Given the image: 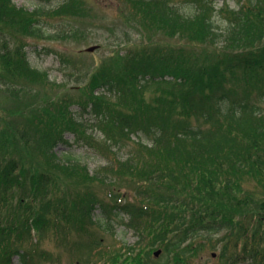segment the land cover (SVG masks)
I'll list each match as a JSON object with an SVG mask.
<instances>
[{
  "label": "trees",
  "instance_id": "16d2710c",
  "mask_svg": "<svg viewBox=\"0 0 264 264\" xmlns=\"http://www.w3.org/2000/svg\"><path fill=\"white\" fill-rule=\"evenodd\" d=\"M125 1L134 20L145 22L141 26L151 25L158 36L171 34L179 38L197 37V40L206 37L212 43L221 44L214 21L216 17L225 16L227 34L222 44L227 43L230 48L246 41L248 48L257 49L253 53L246 49L234 54L228 51V60L212 70L204 66L196 68L200 65L195 62H192L195 67L182 66L188 62L181 55L177 60L175 50L168 48L154 49L148 54L135 52L116 69L107 67L92 76L83 88V100L64 101L52 109L48 107V114H44L41 122L43 125L37 126L32 133L35 138L40 135L42 152L50 153V163L56 166L65 164L54 151L59 144H68L64 140V129L69 130L75 140L78 137V143L84 140L85 145L98 149L91 141L83 139L82 122L74 117L70 108L76 104L79 110H91L95 116L97 101L108 94L115 97L121 107L103 115L106 123H111L128 138L134 135L140 152L139 156H129L125 161L112 157L102 168L106 173L118 177L128 175L140 183L135 187L132 203L127 197L123 203L118 201V197L122 201L125 195L117 194L110 206L91 197L88 207L83 208L85 219L96 227L111 231L112 219L118 218L123 228L131 230L137 240L129 246L130 250L125 247L123 252L98 253L95 257L97 243H90L77 263L90 264L92 257L100 256V260L95 259L92 264H144L142 258L157 245L163 250L160 264H189L196 250L193 238L203 232L224 233L225 244L218 257L219 264H264V0H236V8H230L227 3L216 8L208 0H189L194 7L193 13L188 15L181 13L171 0ZM76 8L74 0H63L59 8L37 9L30 15L42 16ZM9 12L12 13L11 21ZM23 12L24 9L17 8L12 0H0V88L11 95L18 92L13 83L20 79L36 82L45 77L44 72L29 65L25 47L17 40L16 32L34 38L42 34L37 19L30 17L29 23L20 25L19 17ZM148 42L155 45V42ZM238 71L247 84H252L254 77L261 83L256 99L227 89L229 75L234 76ZM162 81L184 93L180 90L176 95L166 92L147 101L144 98L146 85ZM67 115L69 121L66 123ZM101 128L106 138L103 146L113 155L109 144L117 143L116 135L114 132L110 135L105 125ZM28 134L23 133L22 138L28 140ZM143 136L149 142L142 141ZM0 137L4 140L0 142V152L5 149L12 158L7 145L10 143L13 147V135L6 132ZM2 164L0 264H14L16 256L21 264H34L30 262L28 251L16 249V244L24 245L29 239L32 242L35 239L34 245L38 244L39 234L44 233L43 228L48 224L33 206L39 184L45 177L31 174L27 179L29 171L13 159ZM82 169L81 178L99 179L98 173L90 175L86 167ZM246 175L254 178L255 189L246 192L242 199H236L231 193L245 190L239 180ZM154 181L167 187L169 195L149 188L148 184ZM43 186L47 188L48 185ZM251 199L256 207L246 208L252 204ZM97 210L100 212L96 213ZM188 214L192 218L187 221ZM60 217L62 225L55 223L51 229L86 231L76 215ZM72 246L77 247L75 243ZM147 247L149 249L144 250Z\"/></svg>",
  "mask_w": 264,
  "mask_h": 264
},
{
  "label": "rangeland",
  "instance_id": "374dc122",
  "mask_svg": "<svg viewBox=\"0 0 264 264\" xmlns=\"http://www.w3.org/2000/svg\"><path fill=\"white\" fill-rule=\"evenodd\" d=\"M12 1L17 8L24 9L19 17L20 25L29 23L30 17L40 21L38 25L42 33L40 37H30L21 32H16V37L18 42L23 43L25 47L29 65L44 72L45 77L36 82L20 79L13 83L15 91H18L13 95L0 88V135L7 132L14 138L11 139L13 147L10 143L7 145L8 149L12 151V158L7 150H2L0 166L3 167V161L13 159L26 171H29L27 179L31 174L45 177L44 182L39 184V190L35 197L37 200L33 202V206L37 215L48 220L47 226L43 228L44 233L40 232L39 234L38 244L34 245L35 239L33 242L29 239L24 245L16 244V249L24 248L28 251L30 262L34 264H78L77 260L85 255L84 251H87V246L93 242L97 243L98 247V251L93 253L94 257L98 253L123 252L121 250L126 246L130 250L129 246L135 241V237L131 231H127L119 225L118 218L112 219L114 227L111 231L106 232L85 219L86 212L83 210L88 207L87 202L91 197L102 205L110 206L115 201H113V197L125 193L127 199L132 203L136 193L135 187L140 185L128 175L118 177L102 170L112 157L125 161L129 156L140 155L134 143L137 138L134 135L130 138L126 137L111 123H106L107 119L103 116L110 114V111L120 109L119 101L110 94L103 95L104 98L97 101L95 116H92L91 110H79L76 104L70 108L74 117L82 122L81 129L85 132L83 139L88 140L89 143L91 141L98 149L95 150L94 147L85 145L84 140L78 143V137L75 140V136L69 133V130L64 129L63 132H66L64 140L68 144H59L54 151L59 157V161L65 164L56 166L50 163V153L42 152L43 145L39 140L40 135L39 138L38 136L35 138L32 132H36L37 126L43 125L41 122L44 119V114H48V107L52 109L64 101L83 100V88L92 76L107 67H110L111 70L116 69L135 52L143 54L140 52L145 51L148 54L154 49L168 48L175 50L177 60H179L177 57L181 55L188 62L183 63L182 66L186 64L193 67L200 65L196 68L204 66L206 69L212 70L213 67L228 60L227 58L230 56L228 51L234 54L246 49L253 53L257 48L254 50L253 47L248 48L246 41L240 43L242 47L233 45L229 48L227 43L222 44L227 34V24L223 19L225 16L216 17L214 21L215 32L219 35L221 42V44H215L206 37H203V40L199 38L197 40V37L179 38V36L171 34L158 36V32H155L151 25L141 26L140 24L145 22L134 20L128 11L125 0H74V4L77 6L76 10H58L42 16L36 14L31 16L30 13L37 9L49 11L59 8L63 0ZM208 1L216 8H221L224 3H227L230 8L238 7L236 0ZM171 4L185 15L193 13L194 5L189 0H171ZM7 15L11 21L12 13L9 12ZM12 29L13 27H11ZM148 41L155 42V45ZM241 74L238 71L234 76L229 75L227 89H231L239 95H251L253 99H256L260 93L261 83L254 77L252 84L249 85ZM178 90H180L178 87L163 81L149 83L144 89V98L147 101H153L166 92L176 95ZM131 92L134 93L132 86ZM181 92L184 93V91ZM68 121L69 116L67 115L65 122ZM101 125H105V129L110 135L112 132L116 135L117 143L109 144L113 155L109 154L103 146L106 138ZM25 132H29L28 140L22 138V134ZM142 141L149 142V139L143 136ZM0 142H4L1 137ZM82 167H86L90 175L98 173L99 179L88 181L81 178ZM254 181V178L248 175L243 176L239 182L245 190L240 193H231V195L236 199H242L246 192H253ZM111 182L113 183L111 184ZM44 184L48 185L47 188L43 186ZM148 187L162 192L165 196L169 195L167 187L161 186L158 182H150ZM110 192L114 196H111ZM256 205L252 200V204L246 208L252 209ZM41 207L43 210L40 209ZM70 214L79 218L86 227L85 232L77 233L74 229L69 231L51 229L55 223L62 225L59 220L61 215ZM191 218V214L186 215L187 221ZM223 237L224 233L210 235L199 232L193 238L196 250L189 259V264H219L217 259L211 257V254L221 252L225 244ZM72 243H75L77 247L72 246ZM158 248L155 245L151 250L148 247L144 249H149V255L146 254L142 258L144 264L161 263L159 258L156 259L152 256ZM94 257L90 264L95 263V259L100 260V256ZM14 264H21L18 256L14 258Z\"/></svg>",
  "mask_w": 264,
  "mask_h": 264
},
{
  "label": "water",
  "instance_id": "95a60500",
  "mask_svg": "<svg viewBox=\"0 0 264 264\" xmlns=\"http://www.w3.org/2000/svg\"><path fill=\"white\" fill-rule=\"evenodd\" d=\"M159 253H160L159 251L156 252V253H155V256H158ZM213 257H215V255H213Z\"/></svg>",
  "mask_w": 264,
  "mask_h": 264
}]
</instances>
